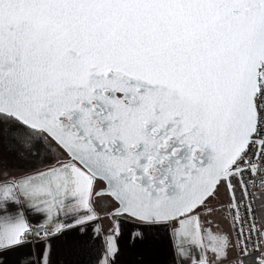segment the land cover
Masks as SVG:
<instances>
[{
	"label": "snow or ice",
	"instance_id": "6c2138e0",
	"mask_svg": "<svg viewBox=\"0 0 264 264\" xmlns=\"http://www.w3.org/2000/svg\"><path fill=\"white\" fill-rule=\"evenodd\" d=\"M0 264H264V0H0Z\"/></svg>",
	"mask_w": 264,
	"mask_h": 264
},
{
	"label": "crops",
	"instance_id": "0c3cea01",
	"mask_svg": "<svg viewBox=\"0 0 264 264\" xmlns=\"http://www.w3.org/2000/svg\"><path fill=\"white\" fill-rule=\"evenodd\" d=\"M32 223H33V224H35V223H36V220H35V219H33V220H32Z\"/></svg>",
	"mask_w": 264,
	"mask_h": 264
}]
</instances>
